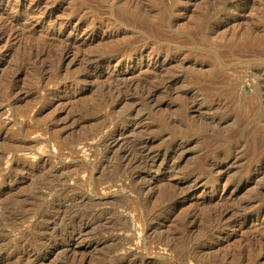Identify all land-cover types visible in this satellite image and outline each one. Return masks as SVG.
Returning a JSON list of instances; mask_svg holds the SVG:
<instances>
[{
    "label": "rangeland",
    "instance_id": "1",
    "mask_svg": "<svg viewBox=\"0 0 264 264\" xmlns=\"http://www.w3.org/2000/svg\"><path fill=\"white\" fill-rule=\"evenodd\" d=\"M0 30V264H264V0H0Z\"/></svg>",
    "mask_w": 264,
    "mask_h": 264
},
{
    "label": "bare ground",
    "instance_id": "2",
    "mask_svg": "<svg viewBox=\"0 0 264 264\" xmlns=\"http://www.w3.org/2000/svg\"><path fill=\"white\" fill-rule=\"evenodd\" d=\"M7 29V28H6ZM3 30V29H2ZM1 31V30H0ZM0 34H3L2 32L0 33ZM2 36V35H1ZM258 41H260L259 39H255V38H253V37H250V36H248L246 39H245V41H244V45H253L254 43H257ZM43 49V48H42ZM41 49V50H42ZM43 51V50H42ZM41 52V51H40ZM40 54V53H39ZM35 56H38V55H35ZM122 57V56H121ZM129 89L131 88V85L130 84H128V85H126ZM146 90V89H145ZM148 90V89H147ZM151 92V91H150ZM151 94V93H150ZM146 95V94H145ZM153 95V94H152ZM115 134V133H114ZM115 136V135H114ZM144 140V139H143ZM133 144V143H132ZM135 144V143H134ZM146 144H147V142L144 140V141H140L139 142V146H140V148L138 149V150H134L133 151V149H132V146H131V148L129 149V150H127L126 152H125V155H123V157H122V161H125V163L126 162H128L129 164H131V165H133V164H136L137 165V163H141V164H146V166L145 167H147V165L149 164V162H150V160H153V156L151 155V154H148V153H146V155H143L144 157H141V154H142V152H143V154L146 152ZM137 145V144H136ZM127 149V148H126ZM155 158H156V156H155ZM128 164V165H129ZM122 165H123V163H122ZM130 166V165H129ZM140 166V165H139ZM124 167V166H123ZM131 167V166H130ZM132 167H134V166H132ZM142 167V166H141ZM144 167V168H145ZM143 168V167H142ZM134 169V168H133ZM146 169V168H145ZM220 171V170H219ZM218 171V172H219ZM126 172V171H125ZM222 171H220L219 172V174L221 173ZM131 173H132V171H131ZM130 173V174H131ZM215 174V173H214ZM217 174V173H216ZM128 175V174H127ZM150 181V180H149ZM142 189V188H141ZM140 190V189H139ZM168 198V197H167ZM165 201V200H164ZM164 205V204H163ZM162 206V205H161ZM229 210V209H228ZM226 212H224V214H225ZM223 214V215H224ZM222 215V214H221ZM76 237V236H75ZM79 238V237H78ZM82 238V237H81ZM81 238H80V241L78 240V244H80L79 242H81ZM74 240V239H73ZM75 240H77V239H75ZM75 242V241H74ZM166 245V244H165ZM37 264H39V263H37Z\"/></svg>",
    "mask_w": 264,
    "mask_h": 264
}]
</instances>
